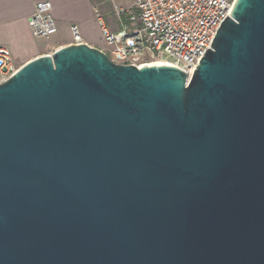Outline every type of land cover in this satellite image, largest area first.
Wrapping results in <instances>:
<instances>
[{"label":"water","instance_id":"water-1","mask_svg":"<svg viewBox=\"0 0 264 264\" xmlns=\"http://www.w3.org/2000/svg\"><path fill=\"white\" fill-rule=\"evenodd\" d=\"M0 264H264V0L190 78L82 42L0 81Z\"/></svg>","mask_w":264,"mask_h":264},{"label":"built area","instance_id":"built-area-1","mask_svg":"<svg viewBox=\"0 0 264 264\" xmlns=\"http://www.w3.org/2000/svg\"><path fill=\"white\" fill-rule=\"evenodd\" d=\"M235 0H133L116 8L118 28L110 29L98 7L94 14L105 42V51L118 64L137 67L163 63L193 75L199 61L212 47L217 31L231 15ZM32 34L52 38L59 30L52 3L35 4L29 17ZM72 43L84 42L80 27L71 25ZM20 65L10 50L0 46V81Z\"/></svg>","mask_w":264,"mask_h":264},{"label":"crops","instance_id":"crops-1","mask_svg":"<svg viewBox=\"0 0 264 264\" xmlns=\"http://www.w3.org/2000/svg\"><path fill=\"white\" fill-rule=\"evenodd\" d=\"M42 0H0V46L8 48L18 65L57 48L71 44V25L80 27L84 42L105 48L104 38L96 21L93 0H48L58 23V32L50 39L32 34L29 17L35 4ZM126 0H110L114 14ZM130 1V0H128Z\"/></svg>","mask_w":264,"mask_h":264},{"label":"rangeland","instance_id":"rangeland-1","mask_svg":"<svg viewBox=\"0 0 264 264\" xmlns=\"http://www.w3.org/2000/svg\"><path fill=\"white\" fill-rule=\"evenodd\" d=\"M96 7H98L100 9V11L102 12V14L104 15L110 29L112 30H116L119 26H118V22H117V16L116 14H114V12H112L111 10H109V8L106 5L105 0L103 1H98V0H93ZM133 3V0H126L124 1L120 6H129L130 4Z\"/></svg>","mask_w":264,"mask_h":264},{"label":"trees","instance_id":"trees-1","mask_svg":"<svg viewBox=\"0 0 264 264\" xmlns=\"http://www.w3.org/2000/svg\"><path fill=\"white\" fill-rule=\"evenodd\" d=\"M98 1L100 2V1H103V0H98ZM105 2H106L107 7L109 8V10H111L113 12L110 0H105Z\"/></svg>","mask_w":264,"mask_h":264},{"label":"bare ground","instance_id":"bare-ground-1","mask_svg":"<svg viewBox=\"0 0 264 264\" xmlns=\"http://www.w3.org/2000/svg\"><path fill=\"white\" fill-rule=\"evenodd\" d=\"M159 64H163V63H157V65H159Z\"/></svg>","mask_w":264,"mask_h":264}]
</instances>
